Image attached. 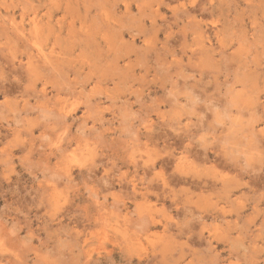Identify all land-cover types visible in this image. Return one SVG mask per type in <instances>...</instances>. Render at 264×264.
Segmentation results:
<instances>
[{"label":"rangeland","instance_id":"1","mask_svg":"<svg viewBox=\"0 0 264 264\" xmlns=\"http://www.w3.org/2000/svg\"><path fill=\"white\" fill-rule=\"evenodd\" d=\"M0 264H264V0H0Z\"/></svg>","mask_w":264,"mask_h":264},{"label":"bare ground","instance_id":"2","mask_svg":"<svg viewBox=\"0 0 264 264\" xmlns=\"http://www.w3.org/2000/svg\"><path fill=\"white\" fill-rule=\"evenodd\" d=\"M233 165V164H232ZM2 257V256H1Z\"/></svg>","mask_w":264,"mask_h":264}]
</instances>
